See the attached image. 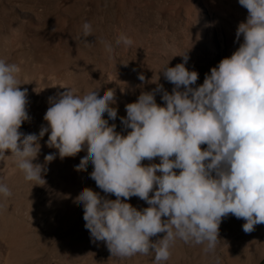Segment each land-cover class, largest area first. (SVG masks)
<instances>
[{"label":"clouds","instance_id":"obj_1","mask_svg":"<svg viewBox=\"0 0 264 264\" xmlns=\"http://www.w3.org/2000/svg\"><path fill=\"white\" fill-rule=\"evenodd\" d=\"M238 2L247 9L236 28V38L243 35L239 46L195 87L198 72L185 67L186 51L182 62L165 66L164 76L174 85L171 92H163V104L156 102L155 90L142 91L127 103L126 116L120 117L130 129L126 134L109 123L117 117L114 89L101 87L83 92L66 88L59 98H50L43 117L47 125L39 133L20 131L30 119L28 90L18 87L19 66L0 58V159L7 150L26 179L44 184L45 165L33 163L40 137L48 132L45 143L57 150L47 153L45 162L86 142L77 166L91 162L90 177L115 199L90 187H82L75 199L82 203L84 227L111 254L153 250L156 262L167 260L176 237L207 241L206 250H211L221 218L229 213L244 219L245 232L253 231L264 223V0ZM90 29L85 22L81 38ZM119 42L131 44V38L119 33ZM139 79H145L142 73ZM154 157L159 163H141ZM0 193L10 190L0 184ZM133 195L147 207L130 204L127 198ZM157 233L164 235L150 239Z\"/></svg>","mask_w":264,"mask_h":264},{"label":"rangeland","instance_id":"obj_2","mask_svg":"<svg viewBox=\"0 0 264 264\" xmlns=\"http://www.w3.org/2000/svg\"><path fill=\"white\" fill-rule=\"evenodd\" d=\"M196 13L206 15V25H192ZM246 16L238 0H0V58L19 66L18 87L28 90L30 119L19 130L39 133L47 125L43 117L50 98H59L66 88L83 92L101 87L114 89L117 117L109 123L126 134L130 129L120 117L126 116L127 103L142 91L155 90L156 102L163 104V92L174 86L165 78L164 67L182 62L185 51V67L198 72L192 87L202 84L210 68L242 42L236 28ZM85 22L91 26L90 35L81 38ZM119 33L130 37L131 44L117 43ZM47 139L45 132L33 160L45 165L44 184L26 179L7 150L0 159V184L10 190L8 195L0 193V264H264V223L245 232L244 219L231 213L221 218L211 250H206L207 241L176 237L167 260L156 262L153 250L111 254L106 243L84 227L82 203L75 199L82 187L115 199L90 177L91 162L77 166L87 143L45 162L47 153L57 151L47 146ZM152 162L159 163V158L141 161ZM127 199L138 209L147 207L136 195Z\"/></svg>","mask_w":264,"mask_h":264},{"label":"bare ground","instance_id":"obj_3","mask_svg":"<svg viewBox=\"0 0 264 264\" xmlns=\"http://www.w3.org/2000/svg\"><path fill=\"white\" fill-rule=\"evenodd\" d=\"M206 4H208L206 1H205ZM206 16V15H205ZM203 14H200V13H196L192 16V25H194L195 27L199 24L201 25H206L207 23V19ZM209 23V22H208ZM210 32V31H209ZM208 32V33H209ZM212 36V35H211ZM210 36V37H211Z\"/></svg>","mask_w":264,"mask_h":264}]
</instances>
